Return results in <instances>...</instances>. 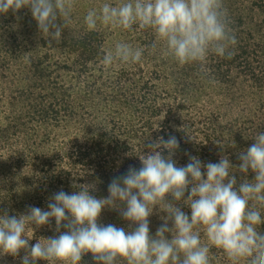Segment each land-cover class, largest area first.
Here are the masks:
<instances>
[{
    "label": "trees",
    "instance_id": "obj_1",
    "mask_svg": "<svg viewBox=\"0 0 264 264\" xmlns=\"http://www.w3.org/2000/svg\"><path fill=\"white\" fill-rule=\"evenodd\" d=\"M122 2L127 0H75L68 27L58 16L59 42L43 35L30 7L0 13V215L19 218L30 207L49 211L55 193H77L83 185L95 198H106L112 179L130 166L141 168L140 156L161 137L178 139L172 155L177 167L190 156L204 165L218 163L227 153L238 181L255 179L251 168L244 173L238 165L239 154L255 143L251 135L264 131V0H223L238 43L230 46L231 59L210 52L203 68L199 62L181 65L152 28H87L90 9ZM121 42L143 48L142 62L105 67L104 55ZM163 155L167 159V149ZM191 187L180 201L167 195L189 216L184 201ZM117 204L102 210L98 224L134 231L138 224L121 215L126 202ZM167 215L154 206L148 218L153 237ZM167 224L173 227L172 220ZM29 227V247L68 231L58 229L54 217ZM257 230L264 235V223ZM25 255V249L17 256L0 252V264H23ZM93 256L84 254L80 264H103ZM117 264L127 262L121 258ZM222 264H231L226 254Z\"/></svg>",
    "mask_w": 264,
    "mask_h": 264
},
{
    "label": "clouds",
    "instance_id": "obj_2",
    "mask_svg": "<svg viewBox=\"0 0 264 264\" xmlns=\"http://www.w3.org/2000/svg\"><path fill=\"white\" fill-rule=\"evenodd\" d=\"M74 3L75 0H0V13L30 7L43 35L59 42L62 27L57 24L58 16L63 27H68ZM85 23L90 31L96 30L98 23L127 30L133 25L152 28L157 41H163L168 54L181 65L199 62L202 68L210 52L231 59L230 46L238 43L229 28L223 0H127L115 6L104 3L98 11H88ZM143 52V48L117 43L113 51L104 55L102 63L109 67L117 61L142 62ZM251 138L255 143L239 154L242 163L238 168L244 173L251 168L256 174L252 181L237 180L227 153L218 163L204 165L198 157L190 156L186 166L177 167L172 155L179 148L178 139L161 137L148 144L149 153L140 156L141 168L130 166L127 174L112 179L106 198H95L83 185L77 193H55V203H49V211L30 207L29 214L19 218L7 212L0 215V252L17 256L25 249L23 264L38 259L80 264L88 252L103 264H117L121 258L127 264H222L224 254L231 264H239L241 258H249L248 264H264V235L257 230L264 223V131L255 132ZM204 167L206 173L202 171ZM189 185L192 187L184 203L190 205V216L167 200L170 193L180 201ZM118 201L127 205L121 215L138 224L134 231L98 224L102 210L106 206L118 207ZM156 205L168 215L153 237L148 218ZM53 217L58 229L63 225L68 231L29 247L33 236L29 226L48 224ZM168 220L173 221V227L168 226ZM169 232L171 239L165 235ZM213 247L223 251L213 252Z\"/></svg>",
    "mask_w": 264,
    "mask_h": 264
}]
</instances>
